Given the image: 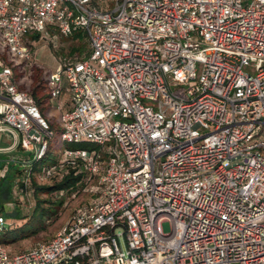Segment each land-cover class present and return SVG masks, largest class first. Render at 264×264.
Here are the masks:
<instances>
[{"label":"built area","instance_id":"built-area-1","mask_svg":"<svg viewBox=\"0 0 264 264\" xmlns=\"http://www.w3.org/2000/svg\"><path fill=\"white\" fill-rule=\"evenodd\" d=\"M109 4L0 0V131L31 152L9 157L15 200L56 133L16 70L35 64L27 37L53 31L87 33L88 57L45 73L62 141L88 146L41 174L76 166L96 192L51 239L0 242V264H264V0Z\"/></svg>","mask_w":264,"mask_h":264},{"label":"rangeland","instance_id":"rangeland-1","mask_svg":"<svg viewBox=\"0 0 264 264\" xmlns=\"http://www.w3.org/2000/svg\"><path fill=\"white\" fill-rule=\"evenodd\" d=\"M108 1L110 2V8H113L116 0ZM27 38L33 48L34 66L37 67H32L28 77L22 76L17 70L16 72L21 79V84L29 89L40 81L46 70H55L63 57L70 58L72 56V48L79 47L81 49H77L74 52L77 56V54L87 51L90 47L86 38L81 39L74 34L61 35L57 31H53L48 38L40 35L34 36L33 34ZM1 51L2 49H0V54L4 56ZM66 96L65 93L60 99L64 100ZM49 115L59 119L60 110L53 108ZM11 134V132L0 131V147L12 142L13 137ZM68 145L70 144L62 141L59 132H56L51 141V151L60 154ZM46 164L47 160L41 163V167L44 168ZM36 172L39 184L54 183L53 179L46 178L38 171ZM94 183H97V179ZM89 184L90 182L86 183L77 192L72 190L71 193L66 191L59 195L58 193L42 190L38 192V195L30 197V199L21 197L19 198L20 201L25 199L23 206L19 205V201L15 200L16 197L11 188L10 197L4 201V208L0 209V215L5 219L4 228L0 230V242L12 251H20L34 245L38 241L52 238L73 214L96 194V192L87 188ZM73 192H76V194ZM35 208L36 210H34ZM161 225L166 232L172 229L170 220H163Z\"/></svg>","mask_w":264,"mask_h":264},{"label":"trees","instance_id":"trees-1","mask_svg":"<svg viewBox=\"0 0 264 264\" xmlns=\"http://www.w3.org/2000/svg\"><path fill=\"white\" fill-rule=\"evenodd\" d=\"M33 35L38 36L39 34L36 33ZM74 35L78 38H81V39L86 38L88 41L87 33L82 31V30L75 32ZM77 49L81 50V49H79V47H74L71 49L72 56H76V54L74 52ZM90 52H91V49L89 47V49L87 51H84V52L77 54V58H86V57H88ZM5 57H6V55H4V58ZM36 67L37 66H34V68H36ZM29 90L33 93L34 97L36 98V101H37L41 111L43 112V114L49 119L51 127L56 132H58L60 130V125H59L58 119H56L52 115H49V112L51 111L52 106L50 105V91H49V87L47 84L46 73L45 74L43 73V76L40 78V81L37 84L33 85V87ZM70 146H88V144L87 143H76V144H71ZM2 157H4V155L0 154V167L3 166V164H4V160H2ZM46 160H47V163H57L58 164V163H60V154L53 153L51 151V148L48 149V151L46 152L45 155H43L40 158L33 160L34 170L41 173V163L43 161H46ZM9 167H10L9 172L4 177H0V209L4 208V205H5L4 201L7 200L11 194L12 180L14 177V171L15 170H14L13 164L10 162H9ZM63 168H64L63 169V172H64L63 176L52 177L51 179L54 180V183H51V184H48V183L47 184H39L37 181V178H36V174L33 175L34 196L38 195V192L42 191V190H46L48 192L55 193V194L58 193L59 195H61L63 192H66V191L71 193L72 190L73 191L76 190V192H77V191H79V188L84 187V185L86 183H85V181H82V179L84 177L83 171L76 173L77 167L72 166V165H66ZM39 200H41V199H39ZM61 201H62V199H61ZM34 210H36V208ZM36 230H38V229H36ZM49 239H51V238H49ZM46 240H48V239H46Z\"/></svg>","mask_w":264,"mask_h":264},{"label":"crops","instance_id":"crops-1","mask_svg":"<svg viewBox=\"0 0 264 264\" xmlns=\"http://www.w3.org/2000/svg\"><path fill=\"white\" fill-rule=\"evenodd\" d=\"M53 108H57V107H53ZM53 108L51 109V111H53ZM19 146L16 145L14 139L12 140V142L6 146H1L0 147V154L4 155V157H2V160H4V164L6 163H12L14 170H16L17 168H20L22 165V161L21 160H16V159H12L9 160V157L11 156H20V157H28L31 156V152L25 149H21ZM2 167V166H1Z\"/></svg>","mask_w":264,"mask_h":264}]
</instances>
